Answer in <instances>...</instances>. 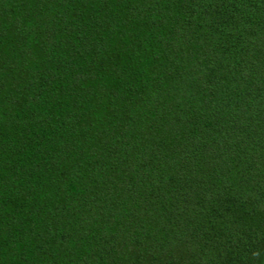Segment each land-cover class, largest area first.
<instances>
[{
  "label": "trees",
  "instance_id": "1",
  "mask_svg": "<svg viewBox=\"0 0 264 264\" xmlns=\"http://www.w3.org/2000/svg\"><path fill=\"white\" fill-rule=\"evenodd\" d=\"M0 264H264V0H0Z\"/></svg>",
  "mask_w": 264,
  "mask_h": 264
}]
</instances>
